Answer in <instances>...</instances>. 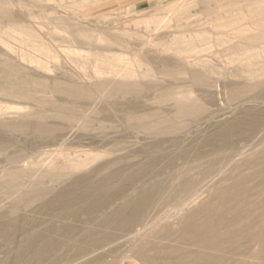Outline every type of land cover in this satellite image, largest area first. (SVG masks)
Masks as SVG:
<instances>
[{"label":"rangeland","instance_id":"obj_1","mask_svg":"<svg viewBox=\"0 0 264 264\" xmlns=\"http://www.w3.org/2000/svg\"><path fill=\"white\" fill-rule=\"evenodd\" d=\"M187 44L181 59L166 51ZM0 53V106L36 114L13 138L35 149L21 185L56 154L101 156L29 195L0 192V264H264V0H0ZM138 58L149 79L135 97L103 100L116 82L93 66ZM172 90L194 91L191 118L164 100ZM80 113L100 121L59 145Z\"/></svg>","mask_w":264,"mask_h":264},{"label":"bare ground","instance_id":"obj_2","mask_svg":"<svg viewBox=\"0 0 264 264\" xmlns=\"http://www.w3.org/2000/svg\"><path fill=\"white\" fill-rule=\"evenodd\" d=\"M14 7V6H13ZM212 7V6H211ZM238 8V7H236ZM13 9V8H12ZM251 12V11H250ZM13 13V12H12ZM252 13V12H251ZM258 14V13H257ZM14 15V14H12ZM16 15H14L15 17ZM10 17V16H8ZM214 17V16H213ZM13 18V17H12ZM21 19V18H19ZM215 19V18H214ZM212 19V20H214ZM4 20V19H3ZM13 20V19H12ZM15 20V19H14ZM13 20V21H14ZM17 20V18H16ZM22 20V19H21ZM24 22V21H23ZM20 23V22H19ZM205 23V22H204ZM255 25V24H254ZM9 26V25H8ZM22 28V27H21ZM26 29V28H25ZM208 29V28H207ZM30 30V29H29ZM206 30V29H205ZM235 31V30H234ZM25 32V31H24ZM23 32V33H24ZM233 32V31H232ZM33 33V32H32ZM44 33V32H43ZM7 34V33H6ZM30 34V33H29ZM214 34V33H213ZM29 36V35H27ZM14 37V36H13ZM41 36H39L40 38ZM44 37V36H43ZM183 37V36H182ZM214 37V36H213ZM99 38V37H98ZM231 38V37H230ZM2 39V38H1ZM33 39V38H32ZM47 39V38H46ZM104 39V38H103ZM213 39V38H212ZM5 40V39H4ZM31 40V39H30ZM36 40V39H34ZM49 40V39H48ZM74 40V39H73ZM26 41V40H25ZM47 41V40H46ZM76 41V40H75ZM105 41V40H104ZM103 41V42H104ZM9 42H12L9 40ZM31 42V41H30ZM49 42V41H48ZM107 41H105L106 43ZM50 43V42H49ZM76 43V42H75ZM86 43V42H85ZM11 44V43H10ZM51 44V43H50ZM77 44V43H76ZM175 44V43H174ZM32 45V44H31ZM34 45V44H33ZM46 45V44H45ZM44 45V46H45ZM221 45V44H220ZM49 46V45H47ZM2 47V46H1ZM4 47V46H3ZM18 47V46H17ZM22 47V46H21ZM32 47V46H31ZM110 47V46H109ZM26 48V47H25ZM71 48V47H70ZM76 48V47H75ZM235 48V47H234ZM16 49V48H15ZM29 50V49H26ZM109 50V49H107ZM193 50V47L189 44L184 45V46H179V47H171L169 49H167V52H172L174 53V55L178 56L180 59L181 57L185 56L186 54L191 53ZM3 51V50H2ZM33 51V50H32ZM32 51H30L32 53ZM110 51V50H109ZM114 51V50H111ZM22 52V51H21ZM164 52V51H163ZM29 53V52H28ZM35 53V52H34ZM56 53V52H55ZM61 53V52H60ZM82 53V52H81ZM86 53V52H85ZM1 54V53H0ZM11 54V53H10ZM72 54V53H71ZM35 55V54H33ZM59 55V53L57 54ZM84 55V53H83ZM91 55V54H90ZM2 56V55H1ZM12 56V55H11ZM10 56V57H11ZM7 58V56H4ZM52 57V56H51ZM60 57V55H59ZM126 57V56H125ZM135 57V56H134ZM193 57V56H192ZM2 59V57H0ZM12 58V57H11ZM20 60L23 62V64H21L20 62V66L22 67V65H24V63H28L30 65V67L32 66H36L39 67L40 66V61H39V57H35V56H26V55H21L19 56ZM53 58V57H52ZM170 58V57H168ZM199 58V57H197ZM230 58V57H229ZM5 59V58H4ZM45 59V58H44ZM120 59V58H119ZM172 59V58H170ZM191 59V57H190ZM226 59V58H225ZM3 60V59H2ZM7 61H9L8 59H6ZM49 60V59H48ZM60 60L61 57H60ZM144 60V59H143ZM174 59H172L171 61H173ZM176 60V59H175ZM45 61V60H44ZM53 61V60H52ZM64 61V60H63ZM96 60H93V62ZM101 61V60H100ZM103 61V60H102ZM123 61V60H120ZM129 61V60H128ZM196 61V60H195ZM4 62V61H3ZM49 62L51 63V61L49 60ZM54 62V61H53ZM127 62V60H126ZM145 62V61H144ZM142 61V59L138 58L136 59L133 64L130 62L129 65H124L119 69H116L114 67V69L116 70H109V68H107L105 66V64L101 63L100 65H96L95 67L93 66V73L95 78H103L105 76H108L109 74H112L114 77V83L115 87L112 90H108L109 92L107 93H103L104 95H100L102 96V99L105 101H114L113 99L118 97H121V100H123L124 102H130L129 100L132 99L133 97H135L134 94L137 93V90L139 89V85L136 82V80H138L139 78H148V74L144 73V69L145 66H147V64L149 65L150 62L148 63H144ZM235 62V61H234ZM253 62V61H252ZM15 63V62H14ZM128 63V62H127ZM226 63V62H225ZM53 64V63H52ZM51 64V65H52ZM62 64V63H60ZM96 64V63H95ZM132 64V65H131ZM176 64V63H175ZM50 65V66H51ZM185 65V64H183ZM17 66V65H16ZM52 66H59V65H55L53 64ZM178 66V65H177ZM191 66V65H190ZM26 67V65H25ZM24 68V67H23ZM230 68H232L230 66ZM189 69V68H187ZM32 70V69H31ZM54 70H56L54 68ZM90 70V69H89ZM48 71V70H47ZM190 71H192V69L190 68ZM42 72V71H41ZM255 72V71H254ZM82 73V72H81ZM187 73V70H186ZM192 73V72H190ZM188 72V74H190ZM7 74V73H6ZM5 74V75H6ZM30 74V73H29ZM28 74V76H29ZM47 74V73H46ZM78 74V73H77ZM156 74V73H155ZM49 75V73L47 74ZM187 75V74H186ZM185 75V76H186ZM3 76V75H1ZM41 75H39L38 77H40ZM111 76V75H110ZM190 76H192V74H190ZM7 77V76H6ZM19 77V76H18ZM44 77V76H43ZM42 77V78H43ZM49 77V76H48ZM46 76V78H48ZM80 77V75H79ZM93 77V76H92ZM8 78V77H7ZM45 78V77H44ZM43 78V79H44ZM78 79V77H76ZM83 80H86L89 82V80H91V77L84 72L82 77H80ZM94 78V77H93ZM41 79V78H38ZM73 79V78H71ZM76 79V80H77ZM80 79V80H81ZM149 79V78H148ZM153 79V78H152ZM13 80V79H12ZM19 80V79H18ZM111 80V79H110ZM146 80V79H145ZM51 81V80H50ZM78 81V80H77ZM98 81V80H97ZM83 82V81H81ZM141 82V81H140ZM76 83V81H75ZM99 84H101L100 82H98ZM105 83V82H104ZM139 83V82H138ZM30 84V82H29ZM83 84V83H82ZM85 85V83L83 84ZM87 85V84H86ZM113 85V83H112ZM89 86V85H88ZM95 86V85H94ZM114 86V85H113ZM202 86V85H201ZM2 87V86H1ZM101 87V86H100ZM105 87V86H104ZM203 87V86H202ZM219 87V86H218ZM98 88V86L96 87ZM103 88V87H102ZM5 89V88H4ZM13 89V88H12ZM11 89V90H12ZM109 89V88H108ZM171 89V88H170ZM168 89V90H170ZM9 90V89H8ZM100 90V89H99ZM186 90V89H185ZM98 91V90H96ZM102 91V89L100 90ZM173 91V90H172ZM225 91V90H224ZM13 92V91H12ZM73 92V91H72ZM79 92V91H78ZM81 92V91H80ZM79 92V93H80ZM83 93V92H82ZM89 93V92H88ZM92 93V92H91ZM94 93V91H93ZM11 94V93H10ZM18 95V94H15ZM193 95H194V91H188L186 93L182 92V91H178V90H174L173 92H170L166 95V97L164 98V100L166 102H171L174 103L175 105H178L181 107L180 113L178 114V118L181 117H190L187 115L191 114V112L194 111L195 107H196V101H194L193 99ZM96 96H94L95 99ZM21 98V97H20ZM61 98V97H60ZM220 99V98H219ZM30 100V99H28ZM70 100V99H69ZM72 100V99H71ZM77 99H75L76 101ZM6 101V100H5ZM3 102V101H2ZM205 102V101H204ZM30 103V102H29ZM96 103V102H95ZM17 104V103H16ZM15 104V105H16ZM25 105V104H23ZM28 106V105H25ZM35 108V107H34ZM70 108V107H69ZM212 108V107H211ZM52 109V108H51ZM55 110V109H54ZM65 110V109H64ZM45 111V110H43ZM47 111V110H46ZM33 110L30 112L29 110H26V108L20 107V106H13L11 104H5V105H1L0 106V151L4 153V160L2 162V166L0 168V176L2 178L3 183H0V192L2 191H8V192H20L23 191L25 192L27 195L36 192L38 187L37 185H42V184H46L47 182H50V180L52 179H63L67 176H70L72 173L74 172H80L84 169H86L87 167H89L90 165H93L94 163H96V161L101 157L99 155H89V154H81V156L83 155L84 159L83 160H76L75 162H70V161H66V157H64L63 153H59L56 154L54 156V159L52 160V163L50 166L47 165V163L43 164L42 166V171H41V178L39 177V175L37 176L38 178H40V183H34L31 184L30 182H28L29 185H21L19 177L21 175L22 172L26 171V173H28V177L32 176L31 175V162L34 156V151L35 149L33 148V146L30 144L27 145H22V146H18L13 144V138L17 137L18 132L21 131V128H25V127H29L30 125V121L33 117H35V113H32ZM42 112V111H41ZM38 113V112H37ZM50 113V112H48ZM54 114L56 112H53ZM58 113V112H57ZM64 113V112H63ZM66 113V112H65ZM78 113V112H77ZM51 114V113H50ZM60 114V113H59ZM38 115V114H37ZM77 115V114H76ZM76 115H71L69 116L68 114V118L67 119H63L66 120L65 124H68V127L66 128V133H64V135L60 136L57 138L56 134H54L55 136H53V140H57L58 144L61 146H68L70 145L75 139H77L78 135L83 132V131H92L95 129V127L97 126V122L100 121L99 115H97L96 113H93L92 115L90 114H84L80 113V117L77 118ZM59 116V115H58ZM43 117V116H42ZM41 117V118H42ZM37 118V117H36ZM185 118V119H186ZM191 118V117H190ZM38 119V118H37ZM55 122H57L60 117H55ZM171 119V118H170ZM168 119L169 121H172L173 119ZM184 119V118H182ZM62 120V119H61ZM159 120V119H157ZM45 121V120H44ZM102 121V120H101ZM119 121V120H118ZM177 121L176 119L174 120V122ZM179 121V120H178ZM186 121V120H185ZM189 121H192L189 120ZM40 122V121H39ZM38 123V122H37ZM49 123V122H48ZM40 124V123H39ZM189 124V123H187ZM43 125V123H42ZM46 125V124H45ZM56 125V124H55ZM59 125V123H58ZM146 125L149 128H153L155 129L154 132L159 131L161 128H163L164 125V121H155L153 120V118H149ZM39 126V125H38ZM51 126V125H50ZM61 126V123L60 125ZM58 128V129H57ZM49 129V128H48ZM47 129V130H48ZM152 129V130H153ZM159 129V130H158ZM39 130V129H38ZM57 130H59V127L57 126L54 130H51L52 132H57ZM40 131V130H39ZM137 131V130H135ZM64 132V131H63ZM35 133V132H34ZM39 133V132H38ZM161 133V132H159ZM25 134V133H24ZM28 134V133H27ZM40 134V133H39ZM154 134V133H153ZM53 135V134H52ZM149 135V133H148ZM155 135H158L157 133ZM170 135V134H169ZM59 136V135H58ZM41 137V136H39ZM22 140V139H21ZM41 142H48V139L46 137H42ZM33 141V140H31ZM186 141V140H185ZM92 143V142H91ZM186 143V142H185ZM14 145V146H13ZM9 148H13L12 151H9ZM86 152V151H85ZM89 151H87L88 153ZM104 154H107V152L103 151ZM39 153V152H38ZM55 153V152H54ZM93 153V152H92ZM90 153V154H92ZM100 153V152H99ZM2 156V155H1ZM36 157V156H35ZM79 158V157H78ZM80 159V158H79ZM38 160V159H36ZM46 160V159H45ZM47 161V160H46ZM23 162V166H20V163ZM98 162V161H97ZM200 163V161H198ZM199 165V164H197ZM196 165V166H197ZM205 165V164H204ZM195 166V167H196ZM203 166V164H202ZM194 167V168H195ZM201 167V166H200ZM204 167V166H203ZM196 169H200L198 168V166L196 167ZM28 170V171H27ZM41 170V169H39ZM201 170V169H200ZM186 171V170H185ZM185 171H183L185 174ZM189 171V170H188ZM192 171V170H191ZM196 171V170H195ZM37 172V171H36ZM218 173V172H217ZM35 174V173H34ZM76 174V173H75ZM74 174V175H75ZM32 179V178H31ZM40 187V186H39ZM41 188V187H40ZM44 188V187H43ZM186 188V187H185ZM42 192V191H41ZM47 192V191H46ZM17 193H14L13 195H17ZM40 193L37 197V194L35 197L39 199V197L41 196ZM12 195V196H13ZM27 197V196H26ZM30 197V196H28ZM27 197V198H28ZM44 197V196H43ZM47 197V196H45ZM11 198V196L9 197ZM8 198V199H9ZM14 198V197H13ZM34 198V197H33ZM36 198H34L36 200ZM7 200V198H6ZM5 200V201H6ZM29 203L32 200H28ZM27 202V201H26ZM220 202V201H219ZM218 202V203H219ZM4 203V202H3ZM217 203V202H216ZM215 203V204H216ZM36 204V203H35ZM2 205V204H1ZM189 216V215H188ZM101 219V218H100ZM190 225V224H189ZM10 229V228H9ZM1 232L0 235L2 234H6L9 230H6L5 228L2 229L1 226ZM191 234V233H190ZM196 234V233H195ZM187 236V235H186ZM192 236V234H191ZM141 247V246H140ZM48 252V251H47Z\"/></svg>","mask_w":264,"mask_h":264}]
</instances>
